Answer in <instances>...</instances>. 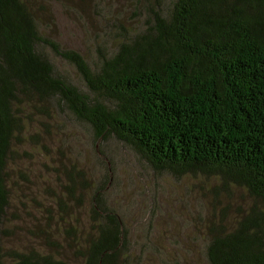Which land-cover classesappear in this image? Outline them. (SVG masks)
<instances>
[{
  "label": "trees",
  "instance_id": "obj_1",
  "mask_svg": "<svg viewBox=\"0 0 264 264\" xmlns=\"http://www.w3.org/2000/svg\"><path fill=\"white\" fill-rule=\"evenodd\" d=\"M40 45L74 66L85 91L55 74ZM23 101L63 108L156 170L199 171L244 190L254 203L229 230H213L205 259L264 264V0H172L95 71L39 35L29 0H0V264H71L2 247L13 109ZM103 213L76 264H124L122 222Z\"/></svg>",
  "mask_w": 264,
  "mask_h": 264
},
{
  "label": "rangeland",
  "instance_id": "obj_2",
  "mask_svg": "<svg viewBox=\"0 0 264 264\" xmlns=\"http://www.w3.org/2000/svg\"><path fill=\"white\" fill-rule=\"evenodd\" d=\"M29 1L39 35L79 54L92 71L119 44L146 32L154 15H166L172 4ZM37 50L56 75L85 91L72 64L44 45ZM18 104L6 163V251L39 252L79 263L104 210L122 222L124 264H207L205 245L213 230H229L254 203L244 190L224 186L213 175L156 170L116 138L96 140L87 125L63 108Z\"/></svg>",
  "mask_w": 264,
  "mask_h": 264
}]
</instances>
